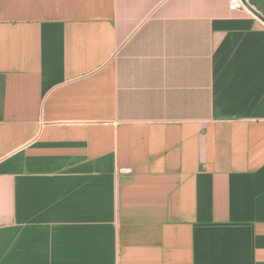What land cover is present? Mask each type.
Listing matches in <instances>:
<instances>
[{"label":"crops","instance_id":"1","mask_svg":"<svg viewBox=\"0 0 264 264\" xmlns=\"http://www.w3.org/2000/svg\"><path fill=\"white\" fill-rule=\"evenodd\" d=\"M0 264H264V22L0 0Z\"/></svg>","mask_w":264,"mask_h":264},{"label":"built area","instance_id":"2","mask_svg":"<svg viewBox=\"0 0 264 264\" xmlns=\"http://www.w3.org/2000/svg\"><path fill=\"white\" fill-rule=\"evenodd\" d=\"M229 9L231 11H248L242 0H229Z\"/></svg>","mask_w":264,"mask_h":264},{"label":"water","instance_id":"3","mask_svg":"<svg viewBox=\"0 0 264 264\" xmlns=\"http://www.w3.org/2000/svg\"><path fill=\"white\" fill-rule=\"evenodd\" d=\"M244 5L246 6L247 9H249L254 15H256L259 19H261L264 22V17H262L261 15H259L257 12H255L254 10H252L248 4L245 2V0H242Z\"/></svg>","mask_w":264,"mask_h":264}]
</instances>
